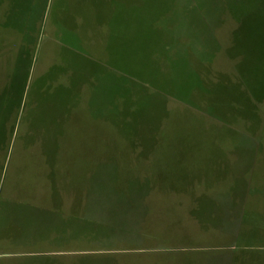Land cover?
Segmentation results:
<instances>
[{"label":"rangeland","instance_id":"rangeland-1","mask_svg":"<svg viewBox=\"0 0 264 264\" xmlns=\"http://www.w3.org/2000/svg\"><path fill=\"white\" fill-rule=\"evenodd\" d=\"M57 183L69 264H264V0H0V264Z\"/></svg>","mask_w":264,"mask_h":264},{"label":"crops","instance_id":"crops-1","mask_svg":"<svg viewBox=\"0 0 264 264\" xmlns=\"http://www.w3.org/2000/svg\"><path fill=\"white\" fill-rule=\"evenodd\" d=\"M52 193L51 198L55 197L57 202L45 201L43 196V201H40L43 207H27L21 213L26 216L22 219L23 225L29 216H36L35 221L39 222L38 225L42 224L46 228L52 226L51 232L48 231L46 236L33 237V233L28 232L29 230L23 232V240L19 242L17 248L24 255L23 259L28 258L24 260L25 264H56V260L60 258L62 259L61 264H69L66 259L70 253H74L76 244L74 224L77 213L71 192L63 186V183H57L53 187ZM42 215L45 216L43 220L41 219ZM38 228L41 229V226ZM0 244L5 245L6 249L15 248L14 245L9 244L7 239L0 240ZM25 256L28 257L25 258Z\"/></svg>","mask_w":264,"mask_h":264}]
</instances>
